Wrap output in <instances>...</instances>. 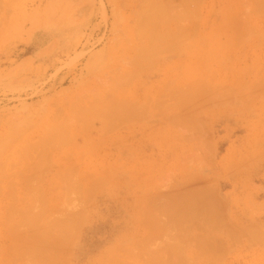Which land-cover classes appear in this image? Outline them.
<instances>
[{
    "label": "rangeland",
    "instance_id": "rangeland-1",
    "mask_svg": "<svg viewBox=\"0 0 264 264\" xmlns=\"http://www.w3.org/2000/svg\"><path fill=\"white\" fill-rule=\"evenodd\" d=\"M0 264H264V0H0Z\"/></svg>",
    "mask_w": 264,
    "mask_h": 264
}]
</instances>
